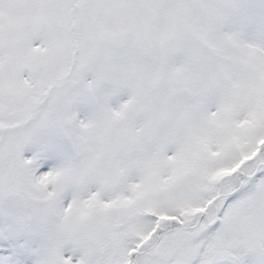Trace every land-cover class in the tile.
Masks as SVG:
<instances>
[{"label": "snow or ice", "instance_id": "obj_1", "mask_svg": "<svg viewBox=\"0 0 264 264\" xmlns=\"http://www.w3.org/2000/svg\"><path fill=\"white\" fill-rule=\"evenodd\" d=\"M0 264H264V0H0Z\"/></svg>", "mask_w": 264, "mask_h": 264}]
</instances>
